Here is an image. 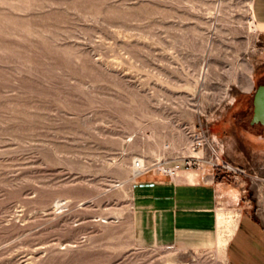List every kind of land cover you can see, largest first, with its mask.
<instances>
[{"label":"rangeland","instance_id":"obj_1","mask_svg":"<svg viewBox=\"0 0 264 264\" xmlns=\"http://www.w3.org/2000/svg\"><path fill=\"white\" fill-rule=\"evenodd\" d=\"M250 1L0 0V264H228L241 219L264 227ZM201 127L241 195L224 189L212 232L145 242L135 182L170 177Z\"/></svg>","mask_w":264,"mask_h":264},{"label":"crops","instance_id":"obj_2","mask_svg":"<svg viewBox=\"0 0 264 264\" xmlns=\"http://www.w3.org/2000/svg\"><path fill=\"white\" fill-rule=\"evenodd\" d=\"M252 14L264 32V0H254ZM206 172L205 180L200 170L188 168L174 177L137 178L134 207L143 241L175 243L185 234L200 237L219 227L224 189L240 196L244 184L240 179H236L240 186L227 182L228 174L223 172L219 173L222 178L210 169ZM246 220L241 219L229 242L228 264H264V227L252 216Z\"/></svg>","mask_w":264,"mask_h":264},{"label":"built area","instance_id":"obj_3","mask_svg":"<svg viewBox=\"0 0 264 264\" xmlns=\"http://www.w3.org/2000/svg\"><path fill=\"white\" fill-rule=\"evenodd\" d=\"M195 142L193 144L194 153L183 158L176 159L171 163H163L159 165V170L174 177L183 168H192L200 170L201 179L207 178V170L213 172H244L239 165L232 163L225 158L217 149L209 129L201 127L200 130H195Z\"/></svg>","mask_w":264,"mask_h":264},{"label":"water","instance_id":"obj_4","mask_svg":"<svg viewBox=\"0 0 264 264\" xmlns=\"http://www.w3.org/2000/svg\"><path fill=\"white\" fill-rule=\"evenodd\" d=\"M252 122H261L264 125V84L258 85L254 92V113ZM264 137V133H263Z\"/></svg>","mask_w":264,"mask_h":264},{"label":"bare ground","instance_id":"obj_5","mask_svg":"<svg viewBox=\"0 0 264 264\" xmlns=\"http://www.w3.org/2000/svg\"><path fill=\"white\" fill-rule=\"evenodd\" d=\"M252 3H253V0L250 1V10L252 9ZM250 20V28L252 30H257L259 27H258V24L253 16V14L250 16L249 18ZM207 73H208V68L207 66H204L203 68V79H206L207 78ZM134 169H135V175H139L140 173H142L143 171H145L147 169V166L145 165V159L144 157H136L135 160H134ZM160 165H163V163L161 162Z\"/></svg>","mask_w":264,"mask_h":264},{"label":"trees","instance_id":"obj_6","mask_svg":"<svg viewBox=\"0 0 264 264\" xmlns=\"http://www.w3.org/2000/svg\"><path fill=\"white\" fill-rule=\"evenodd\" d=\"M217 178H222V177L219 175V171L217 172Z\"/></svg>","mask_w":264,"mask_h":264},{"label":"flooded vegetation","instance_id":"obj_7","mask_svg":"<svg viewBox=\"0 0 264 264\" xmlns=\"http://www.w3.org/2000/svg\"><path fill=\"white\" fill-rule=\"evenodd\" d=\"M263 84H264V82H263ZM255 92V91H254ZM253 104H254V94H253Z\"/></svg>","mask_w":264,"mask_h":264}]
</instances>
